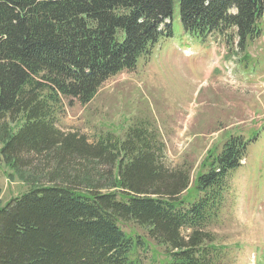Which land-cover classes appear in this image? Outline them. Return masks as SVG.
<instances>
[{
  "label": "trees",
  "instance_id": "obj_1",
  "mask_svg": "<svg viewBox=\"0 0 264 264\" xmlns=\"http://www.w3.org/2000/svg\"><path fill=\"white\" fill-rule=\"evenodd\" d=\"M177 3L201 43L235 29L244 49L264 34V0H0V162L31 181L0 205V264H146L147 239L125 233L128 222L164 249L161 264L218 263L225 248L207 229L257 136L209 149L193 180L166 166L143 124L91 144L55 121L65 98L91 102L172 38ZM34 158L44 166L27 169Z\"/></svg>",
  "mask_w": 264,
  "mask_h": 264
},
{
  "label": "rangeland",
  "instance_id": "obj_2",
  "mask_svg": "<svg viewBox=\"0 0 264 264\" xmlns=\"http://www.w3.org/2000/svg\"><path fill=\"white\" fill-rule=\"evenodd\" d=\"M173 29L174 36L161 41L150 58L109 79L91 102L65 98L56 126L95 144L105 136L124 140L132 126L143 124L165 145L166 166L188 170L193 180L209 149L219 153L232 134L257 136L242 167L230 175L220 216L207 230L225 248L217 264H264V36L241 49L233 29L224 47L211 43L210 50L184 32L178 3ZM187 49L195 55L186 57ZM218 60L225 71H216ZM31 161L30 170L45 164L42 158ZM9 174L14 172L0 162V205L29 190V177L10 180ZM121 228L147 239L148 248L140 252L146 264L166 261L164 249L142 228L131 222Z\"/></svg>",
  "mask_w": 264,
  "mask_h": 264
}]
</instances>
